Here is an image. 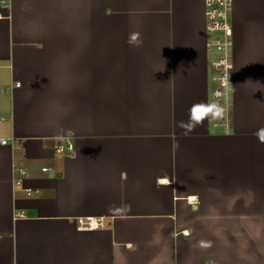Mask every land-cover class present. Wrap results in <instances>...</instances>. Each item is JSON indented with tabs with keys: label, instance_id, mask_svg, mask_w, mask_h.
<instances>
[{
	"label": "crops",
	"instance_id": "crops-1",
	"mask_svg": "<svg viewBox=\"0 0 264 264\" xmlns=\"http://www.w3.org/2000/svg\"><path fill=\"white\" fill-rule=\"evenodd\" d=\"M205 11L0 0V264H264V0H234L228 129L188 132Z\"/></svg>",
	"mask_w": 264,
	"mask_h": 264
},
{
	"label": "built area",
	"instance_id": "built-area-1",
	"mask_svg": "<svg viewBox=\"0 0 264 264\" xmlns=\"http://www.w3.org/2000/svg\"><path fill=\"white\" fill-rule=\"evenodd\" d=\"M207 32H208V64H209V97L211 102L217 100L227 109V115L224 120H210V124L217 131H226L228 129V120L230 114V88L235 78L233 47H234V30L232 24V13L234 0H205ZM219 93V96H217ZM2 144H7L6 139H2ZM58 154L66 152L73 153L72 144L60 145L56 147ZM49 169L44 168L47 172ZM22 175H26L24 169L20 170ZM22 185V181H17ZM26 193L31 194L32 188H25ZM98 222L95 225L94 220L82 221L80 228L83 230L99 227Z\"/></svg>",
	"mask_w": 264,
	"mask_h": 264
},
{
	"label": "clouds",
	"instance_id": "clouds-1",
	"mask_svg": "<svg viewBox=\"0 0 264 264\" xmlns=\"http://www.w3.org/2000/svg\"><path fill=\"white\" fill-rule=\"evenodd\" d=\"M142 41L139 40V33H133L129 39V44L139 45ZM219 96V93H217ZM227 115V109L220 103L219 100L208 103L194 104L189 110V120L181 121V126L186 128V131L191 132L197 126L202 125L206 119L209 120H224Z\"/></svg>",
	"mask_w": 264,
	"mask_h": 264
}]
</instances>
